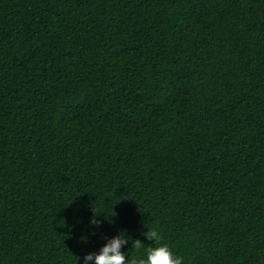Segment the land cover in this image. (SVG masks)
Instances as JSON below:
<instances>
[{"label": "trees", "instance_id": "obj_1", "mask_svg": "<svg viewBox=\"0 0 264 264\" xmlns=\"http://www.w3.org/2000/svg\"><path fill=\"white\" fill-rule=\"evenodd\" d=\"M153 229L264 264V0H0V264Z\"/></svg>", "mask_w": 264, "mask_h": 264}, {"label": "clouds", "instance_id": "obj_2", "mask_svg": "<svg viewBox=\"0 0 264 264\" xmlns=\"http://www.w3.org/2000/svg\"><path fill=\"white\" fill-rule=\"evenodd\" d=\"M90 223L99 226L95 216ZM123 234V235H122ZM145 239L156 243V247H149L146 256L131 257L122 251V248L129 243L126 233L121 232L114 238L108 239L98 253H90L83 257L84 264H183V258L176 256L167 244H161L163 236L157 230H148L143 234ZM145 245L141 240H133L132 248L142 249ZM77 258V257H76ZM79 258H77L78 260Z\"/></svg>", "mask_w": 264, "mask_h": 264}]
</instances>
